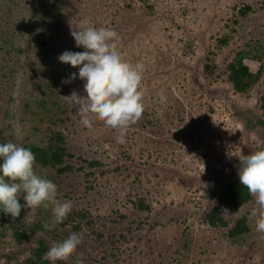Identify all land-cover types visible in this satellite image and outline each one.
I'll list each match as a JSON object with an SVG mask.
<instances>
[{"label":"rangeland","instance_id":"rangeland-1","mask_svg":"<svg viewBox=\"0 0 264 264\" xmlns=\"http://www.w3.org/2000/svg\"><path fill=\"white\" fill-rule=\"evenodd\" d=\"M82 21L115 29L122 58L144 65L145 111L124 143L117 142L119 129L95 117L85 127L70 97L86 95V81L79 67L58 57L85 50L71 35ZM263 47L264 0H0V143L41 144L50 126L40 108L44 84L58 86L68 119L52 127L66 135L76 155L67 163L75 170L59 175L37 164L35 170L56 183L61 202L96 221L94 227L81 221L75 233L82 243L55 264H264V232L254 220L235 243L228 229L204 222L239 177V155L264 146V128L249 125L252 116L264 119L263 84L238 94L227 69L245 51V64L256 72L260 63L252 56ZM208 58L217 65L212 78L205 75ZM72 73L77 78L65 83ZM83 159L101 165L90 168ZM138 197L150 210L133 205ZM255 207L253 197L232 223ZM52 220L51 205L22 208L16 219L0 213V231L9 225L28 231L23 244L11 231L0 238V264H25L38 239L56 243L38 227Z\"/></svg>","mask_w":264,"mask_h":264},{"label":"clouds","instance_id":"clouds-1","mask_svg":"<svg viewBox=\"0 0 264 264\" xmlns=\"http://www.w3.org/2000/svg\"><path fill=\"white\" fill-rule=\"evenodd\" d=\"M73 29L76 46L85 50H66L59 55L62 63L79 67V78L86 81V95L73 92L70 96L77 107L81 123L92 127L93 117L103 121L106 126L119 129L118 143L125 142L128 128L138 122L144 111V91L142 80L144 65L132 63L122 58L117 50L118 33L108 27L96 28L87 26L82 21ZM77 78L72 73L65 83ZM161 104L167 103L163 92L159 94ZM0 211L10 214L13 219L20 216L22 208L35 209L52 206L53 220L45 224L51 230L56 224L62 223L73 209L71 201L59 200L58 187L35 170L36 156L30 148L14 142L0 143ZM238 168L241 186L255 198L256 207L252 209L248 220L255 221L256 230L264 232V146L247 155H239ZM21 193H24V204L20 203ZM221 213L231 215L227 207H222ZM82 240L77 233H71L62 242L54 243L45 254V259L67 261L72 256Z\"/></svg>","mask_w":264,"mask_h":264},{"label":"trees","instance_id":"trees-1","mask_svg":"<svg viewBox=\"0 0 264 264\" xmlns=\"http://www.w3.org/2000/svg\"><path fill=\"white\" fill-rule=\"evenodd\" d=\"M250 9L246 6L242 10L243 13ZM225 39L221 40L224 42ZM249 53L245 51H239L233 60L228 64V81L232 85L234 91L241 95H247L251 89H253L260 82L264 88V47L257 51L252 59L259 61V68L256 72L252 71L250 67L245 64V59ZM217 65L208 58V62L205 65V75L208 78H212L216 74ZM61 89L56 85L44 84L43 97L41 98L40 108L47 115L50 126L45 136V140L41 144L25 145L24 147L30 148L36 156V164L44 169H54L59 175L72 172L75 167L68 162L69 159L75 158L76 155L68 151L66 135L62 130H57L52 126H56L59 123H64L68 119L69 103L62 97ZM261 107L264 109V89L260 98ZM252 116V115H251ZM251 127L262 126L264 128V119H257L252 116L249 120ZM90 168H96L101 165L98 160H86ZM2 160H0V163ZM253 200L247 189L241 186L239 177L230 180L225 187L224 191V203L211 208V210L204 217V222L212 228L228 229V237L232 242H236L240 237L249 234L251 231L250 221L248 217L250 212L243 214L234 223H232V217L238 214L241 209ZM133 205L140 210H150L149 204L145 199L138 197L134 200ZM227 207L231 211V215L225 216L221 213V208ZM0 213H3L0 211ZM86 220L87 225L94 227L96 221L89 219V215L85 210H72L62 223L53 227L51 230L45 228L44 223L39 225V228L44 229L53 235L57 242H62L71 233L79 232L82 229L81 221ZM7 228L1 229L0 238H6L11 231V236L18 244H23L24 240L28 237V231L26 229L19 230L14 225L6 226ZM68 227L70 229L60 228ZM51 247L45 240L38 239L37 246L32 248V255L25 260V264H54L53 261L45 259V254ZM62 263L61 261H58Z\"/></svg>","mask_w":264,"mask_h":264}]
</instances>
